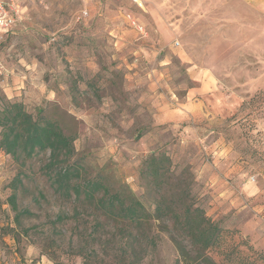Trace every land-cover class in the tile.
I'll list each match as a JSON object with an SVG mask.
<instances>
[{"label":"rangeland","instance_id":"rangeland-1","mask_svg":"<svg viewBox=\"0 0 264 264\" xmlns=\"http://www.w3.org/2000/svg\"><path fill=\"white\" fill-rule=\"evenodd\" d=\"M18 6L19 20L0 34V107L8 100L33 116L43 109L45 116L73 118L78 136L71 161L81 165V179L127 186L150 211L139 177L148 155L164 152L175 172L190 173L191 194L206 215L196 168L216 157L241 211L228 214L232 236L208 256L216 264H264V164L258 156L248 160L244 144L246 114L254 135L264 133V113L241 109L264 91V8L221 16L206 0H20ZM151 70L159 80L145 76ZM147 83L158 85L167 104L197 86L193 99L207 110L210 103L221 107L223 116L193 123L189 138L157 131L146 137L153 123L146 106L151 110L154 99L142 101L138 89ZM200 147L211 151L191 156ZM47 158L41 153L20 169L0 150V264H174L177 251L158 222L134 229L54 193L42 170ZM20 172L15 204L23 215L16 222L8 197ZM259 255L263 261L254 262Z\"/></svg>","mask_w":264,"mask_h":264},{"label":"trees","instance_id":"trees-1","mask_svg":"<svg viewBox=\"0 0 264 264\" xmlns=\"http://www.w3.org/2000/svg\"><path fill=\"white\" fill-rule=\"evenodd\" d=\"M241 109L264 113V91L243 101ZM64 117L63 112L56 113V118L45 116L43 109L33 116L22 103L3 101L0 107V150L17 162L20 169L26 161L47 153V163L42 170L53 180V192L66 200L92 206L105 220L127 224L134 229L150 228L152 222H158L177 251L174 264H216L208 256V251L218 246L226 235L232 236V232L223 227L222 220L208 217L196 203L191 194L193 179L187 170L175 172L164 152L151 153L142 161L139 177L151 201L150 211L127 186L111 188L101 177L81 179V165L71 161L78 131L71 126L74 119ZM246 117L244 127L249 126L244 133L245 151L249 152L247 158L258 156L257 160L264 164V150H257L264 145V133L258 131L252 135L249 113ZM21 174L11 182L12 193L8 197L12 210L16 212V222L23 215L17 212L15 204ZM62 219L57 217V220ZM238 245L236 243L234 248L237 253ZM255 261H263L262 256Z\"/></svg>","mask_w":264,"mask_h":264},{"label":"crops","instance_id":"crops-1","mask_svg":"<svg viewBox=\"0 0 264 264\" xmlns=\"http://www.w3.org/2000/svg\"><path fill=\"white\" fill-rule=\"evenodd\" d=\"M19 1L20 0H17V6ZM206 1H208V6L209 5L211 7L213 6L210 11H213L214 9L216 10L217 9L216 7H219L220 12L222 13L221 16H226L228 13H235L240 15L242 12L245 11L255 12L257 11L258 8L259 9L264 8V0H206ZM124 65L127 68L125 73H129L130 67L126 63H124ZM149 68L151 67H148L147 69ZM145 76L149 77L150 80L151 77L154 79V81L159 80V72L157 70H151L150 72L146 73ZM125 77L127 78L128 81L131 80V77L129 75L124 74V78ZM132 87L133 85L131 84L130 88ZM196 87L194 89L187 90L186 98L184 100L171 102L170 104H167L164 101H162V97L159 95L158 92L159 89L158 85L154 83H150L148 85L147 83L146 87L145 84L139 87L138 90L143 91L141 97L142 101L146 100V97L148 98L149 96H151V98L154 99L151 110H149L148 107L146 106V109L151 114H153L152 117L153 123L151 127L150 126L146 127V137L152 136L153 138H156L155 137L156 134L154 132L157 131L158 136L164 133L173 135L175 132H179L180 135L182 134L183 138L185 136L189 138L190 136L189 133L192 134L193 132L192 129H194L195 131L197 130V128H194L195 125L193 123H197V121L203 122L204 119L206 118L212 119L214 118V115L222 117L223 109H221V107L216 108L215 105L213 106L210 103L209 110H207V108H203L200 105V104L203 105V102L193 99L194 95L200 94L197 92ZM215 97H216V93L214 92L212 98L216 99ZM220 99L222 98L220 97ZM79 118L82 119L81 117ZM189 124H191V126ZM138 130H139L138 133L141 135L143 129H138ZM195 144L197 145L196 142ZM197 146L199 147V145ZM173 150L174 149H172V151ZM210 151L209 150L203 151L200 147V149L198 148V150L194 152V155L193 153H191V156H193L194 158H197L199 154H200L199 157L203 155L206 156ZM182 156L184 155L182 154L181 157ZM211 162L212 163H209L207 162V159L206 161L202 159V161L198 165V168H196L197 172L195 175V181L199 185L203 186V190H204L203 195L206 194L204 197L206 198L205 206H206L207 215L210 216L212 220H222L224 222L225 228H231L229 227L227 216L228 214H232L233 216H235V214L239 213L241 211V203L239 202V198L236 195V191L229 190L226 187L225 183L223 182L222 179L223 166L219 162V159L215 157V159ZM249 220L250 222H252V219ZM262 248H264V246Z\"/></svg>","mask_w":264,"mask_h":264},{"label":"built area","instance_id":"built-area-1","mask_svg":"<svg viewBox=\"0 0 264 264\" xmlns=\"http://www.w3.org/2000/svg\"><path fill=\"white\" fill-rule=\"evenodd\" d=\"M139 3L140 0H131ZM17 0H0V34L9 32L19 20ZM135 26V23H132ZM53 40V39H52Z\"/></svg>","mask_w":264,"mask_h":264}]
</instances>
